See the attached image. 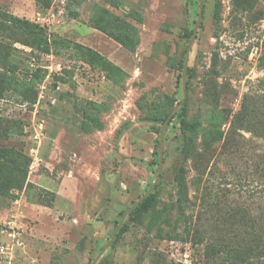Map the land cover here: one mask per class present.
I'll return each mask as SVG.
<instances>
[{
    "label": "rangeland",
    "instance_id": "obj_1",
    "mask_svg": "<svg viewBox=\"0 0 264 264\" xmlns=\"http://www.w3.org/2000/svg\"><path fill=\"white\" fill-rule=\"evenodd\" d=\"M199 11L0 0V264H91L105 246L98 264H214L197 236L213 199L246 228L238 209L264 187V0H203L193 34ZM189 48L186 146L176 117L154 119L183 94ZM163 127L154 201L117 230L156 181Z\"/></svg>",
    "mask_w": 264,
    "mask_h": 264
},
{
    "label": "trees",
    "instance_id": "obj_2",
    "mask_svg": "<svg viewBox=\"0 0 264 264\" xmlns=\"http://www.w3.org/2000/svg\"><path fill=\"white\" fill-rule=\"evenodd\" d=\"M15 19L16 21L23 22L28 28L36 26V24L29 21ZM184 62L185 57H183L182 60V68H184ZM182 72L180 73V77H183ZM182 98L183 94L179 100H174L172 97H170L169 100L172 101V107L178 105L172 118L176 117L177 121L181 123L182 131L185 135L184 141L186 146H188L186 133L191 131L193 123L184 118L187 111V104L186 102H181ZM168 116L169 114L163 118H156L154 121L164 123ZM157 132H159V129H157ZM12 187L16 186L13 185ZM147 189L148 188H146L145 191ZM260 197H262L261 200L257 201L258 205L252 212H247L243 210L242 207L238 209L246 213L249 219L246 228L243 227L244 224L241 219L237 218V213L231 212V208L222 207L221 209L220 206H223L221 202L215 201L214 199L206 203V207L211 210H209V212L211 213L213 211L212 215L207 214L208 217L206 219L209 220V222L211 221V224H214L212 225L214 233L213 235H206L208 229H205V225H202L201 228L203 229H201L200 234H197V236L199 240L202 241L205 239L207 241L206 252L209 258L211 257L209 260H212L214 264H264V187L260 190ZM153 201L154 190L132 209L129 214L132 215L147 210ZM212 206H214L215 209H213ZM123 213L124 211H122L120 215ZM247 213L249 215H247ZM120 218L121 216L116 220V223L119 222ZM239 223H242V225L240 226ZM124 227L125 225H122L121 230H124ZM212 252L216 254V256L220 255L221 258L210 256ZM99 261L100 258L96 261V264H98Z\"/></svg>",
    "mask_w": 264,
    "mask_h": 264
},
{
    "label": "water",
    "instance_id": "obj_3",
    "mask_svg": "<svg viewBox=\"0 0 264 264\" xmlns=\"http://www.w3.org/2000/svg\"><path fill=\"white\" fill-rule=\"evenodd\" d=\"M200 3V11H199V15L198 18L196 20L195 23V28H194V33L197 31V28L199 26L200 20H201V16H202V11H203V0H199ZM189 54H190V48L187 51L186 54V58H185V62H184V69H183V79H182V86H183V98H182V103L185 100V93H186V77H187V67H188V60H189ZM178 105L174 107V109L171 111L169 117L167 118L166 122L172 117L173 113L175 112V110L177 109ZM165 122V123H166ZM163 136H164V127L162 128L161 131V138H160V144H159V154H160V163H159V169L157 172V176H156V181L153 183V185L151 187H149L147 189V191L138 199V201H136L125 213L124 216L122 217V219L119 221V224L117 226V230L119 229L120 225L122 224L125 216L127 215L128 212H130L132 209H134L150 192L153 191V188L159 178L160 175V171L162 168V164H163V158H162V154H163ZM117 230L115 232V234L117 233ZM106 248V246L104 247V249ZM104 249H102V251L100 252V254L92 261L91 264H93L94 262H96V260L99 258V256L103 253Z\"/></svg>",
    "mask_w": 264,
    "mask_h": 264
},
{
    "label": "built area",
    "instance_id": "obj_4",
    "mask_svg": "<svg viewBox=\"0 0 264 264\" xmlns=\"http://www.w3.org/2000/svg\"><path fill=\"white\" fill-rule=\"evenodd\" d=\"M33 163L35 164V161H33Z\"/></svg>",
    "mask_w": 264,
    "mask_h": 264
}]
</instances>
